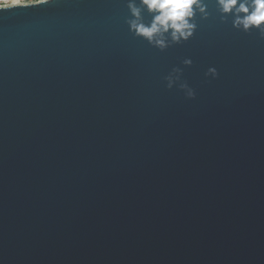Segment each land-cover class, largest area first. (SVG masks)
Listing matches in <instances>:
<instances>
[{
  "label": "water",
  "instance_id": "1",
  "mask_svg": "<svg viewBox=\"0 0 264 264\" xmlns=\"http://www.w3.org/2000/svg\"><path fill=\"white\" fill-rule=\"evenodd\" d=\"M207 2L164 51L127 0L0 10V264H264V40Z\"/></svg>",
  "mask_w": 264,
  "mask_h": 264
},
{
  "label": "clouds",
  "instance_id": "2",
  "mask_svg": "<svg viewBox=\"0 0 264 264\" xmlns=\"http://www.w3.org/2000/svg\"><path fill=\"white\" fill-rule=\"evenodd\" d=\"M51 3L53 0H0V10ZM126 8L124 23L128 31L160 51L187 42L197 29V17L204 21L210 16L207 0H127ZM214 8L220 23L230 19L233 29L244 33L255 31L264 40V0H214ZM145 14L150 19L146 20ZM181 63L190 66L192 60L185 58ZM204 75L215 79L218 73L215 67H208ZM181 76L182 69L173 67L163 77L165 87L176 86L186 98L193 99L194 89Z\"/></svg>",
  "mask_w": 264,
  "mask_h": 264
},
{
  "label": "snow or ice",
  "instance_id": "3",
  "mask_svg": "<svg viewBox=\"0 0 264 264\" xmlns=\"http://www.w3.org/2000/svg\"><path fill=\"white\" fill-rule=\"evenodd\" d=\"M31 6H34V5H27V6H20V7H31Z\"/></svg>",
  "mask_w": 264,
  "mask_h": 264
},
{
  "label": "built area",
  "instance_id": "4",
  "mask_svg": "<svg viewBox=\"0 0 264 264\" xmlns=\"http://www.w3.org/2000/svg\"><path fill=\"white\" fill-rule=\"evenodd\" d=\"M17 6H20V5H17Z\"/></svg>",
  "mask_w": 264,
  "mask_h": 264
}]
</instances>
